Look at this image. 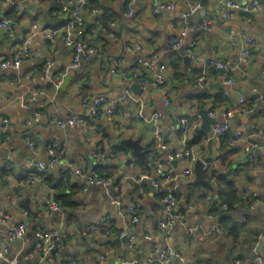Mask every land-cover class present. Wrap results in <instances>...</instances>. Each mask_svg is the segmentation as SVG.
Segmentation results:
<instances>
[{
  "label": "clouds",
  "instance_id": "1",
  "mask_svg": "<svg viewBox=\"0 0 264 264\" xmlns=\"http://www.w3.org/2000/svg\"><path fill=\"white\" fill-rule=\"evenodd\" d=\"M0 264H264V0H0Z\"/></svg>",
  "mask_w": 264,
  "mask_h": 264
}]
</instances>
